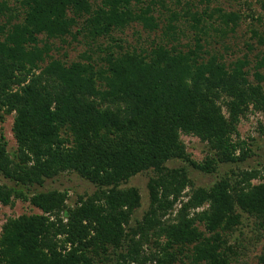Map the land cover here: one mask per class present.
Wrapping results in <instances>:
<instances>
[{"label":"trees","instance_id":"obj_1","mask_svg":"<svg viewBox=\"0 0 264 264\" xmlns=\"http://www.w3.org/2000/svg\"><path fill=\"white\" fill-rule=\"evenodd\" d=\"M195 3L0 0V117L14 115L17 146L9 153L0 130V175L12 183H0V205L19 200L41 212L2 225L0 264H97L110 254L115 264H230L227 236L242 214L264 231L256 170L195 189L184 167L166 166L178 160L213 173L245 161L240 120L264 115V50L250 59L263 36L250 29L247 52L227 62L205 38L211 29L222 39L234 33L242 17L199 12ZM256 4L252 20L264 25V0ZM132 26L153 38L131 44L116 36ZM72 42L85 50L67 63L59 52ZM181 134L210 154L193 161ZM149 170V208L131 226L140 195L119 185ZM71 171L97 187L74 208L64 192L29 191ZM258 260L264 264V253Z\"/></svg>","mask_w":264,"mask_h":264},{"label":"rangeland","instance_id":"obj_2","mask_svg":"<svg viewBox=\"0 0 264 264\" xmlns=\"http://www.w3.org/2000/svg\"><path fill=\"white\" fill-rule=\"evenodd\" d=\"M198 1L200 0H196L195 4H197L199 12L205 9V7H209L208 12L221 9L226 13L236 12L242 17V21L239 23L234 33L227 34V36L222 39L221 36H217L219 34L211 29L208 37L205 38L206 41H210V43L214 44L213 47L215 51L224 55L225 61L228 62L240 58L247 52L245 43L252 42L250 40V29H254L255 27L264 38V25L262 21L256 22L252 20V17L256 19L259 15V8L256 4V0H201L202 4H198ZM177 9L180 11L179 8ZM133 30L140 33L141 39L136 40L137 36L136 34L134 35ZM116 36L125 39L127 43L131 44H143L144 41L149 42L153 38L151 35V37L147 39L146 33L138 26H132L126 29L123 34L118 33ZM181 41L185 44L187 42V37H183ZM56 46L59 47L61 45L56 43ZM223 46H226V49ZM84 50L85 47L83 45L72 42L69 45H63L60 48L59 55H66L65 60L67 63L76 62L80 60ZM260 50H264V47H257V50H254L250 54V59H253V55L257 54ZM250 79L252 80V76ZM13 120V114L3 115L1 113L0 130L7 141V150L9 153H13L17 147L12 132ZM237 139L245 142V150L249 156L243 162L237 164H220L213 173H204L195 170L186 163L178 160L169 161L166 166L170 169L184 167L195 189L210 188L214 183L224 177L234 181L240 171L243 170H256L262 178L254 180L253 184L264 183V115L260 113H248L242 117L238 125ZM180 140L184 144L185 150L190 155L191 159L197 163H201L207 154H210L206 143L201 142L195 136L181 134ZM152 175L153 173L150 170L140 172L119 185V189L136 188L140 195V207L134 211L131 217V226H134L136 222L140 221L149 208L147 183ZM0 183L12 185V183L5 180L1 175ZM51 190L66 193L67 207L74 208L80 197L86 199L88 196L95 193L97 187L87 179L80 177L76 172L71 171L63 172L51 180H46L42 187L33 186L29 188V191L36 193ZM187 191L188 189L185 192ZM183 200H185V198H183ZM178 207L177 205L172 216L175 215ZM40 214L41 212L29 203L19 200L15 201L12 207L0 205V233L2 225L10 218L15 219L22 215L30 216ZM199 230L203 231L204 228L200 226ZM227 244L232 247L233 250L230 264H260L258 258L264 253V231L258 228L256 219L242 214L241 224L232 232L228 233ZM109 256L111 257L110 261H104V256H101L99 258L100 260H97V264H115L116 256L114 254H110ZM186 263L185 261L184 264Z\"/></svg>","mask_w":264,"mask_h":264}]
</instances>
